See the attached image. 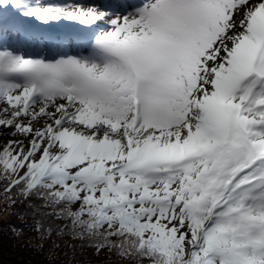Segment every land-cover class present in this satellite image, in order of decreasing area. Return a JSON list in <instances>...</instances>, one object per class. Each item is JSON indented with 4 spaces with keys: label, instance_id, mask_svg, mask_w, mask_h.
I'll return each instance as SVG.
<instances>
[{
    "label": "snow or ice",
    "instance_id": "6c2138e0",
    "mask_svg": "<svg viewBox=\"0 0 264 264\" xmlns=\"http://www.w3.org/2000/svg\"><path fill=\"white\" fill-rule=\"evenodd\" d=\"M0 192L37 251L264 264V0H0Z\"/></svg>",
    "mask_w": 264,
    "mask_h": 264
},
{
    "label": "trees",
    "instance_id": "16d2710c",
    "mask_svg": "<svg viewBox=\"0 0 264 264\" xmlns=\"http://www.w3.org/2000/svg\"><path fill=\"white\" fill-rule=\"evenodd\" d=\"M33 203L40 202L33 201ZM10 204L9 197L0 192V264H135L134 261L117 260L107 250L97 256L90 249L78 247L82 243L80 240H70L67 235L57 237L55 233L52 238L44 239L43 248L37 251L41 241L37 239L39 233L35 230V222L44 220L48 223L51 218L44 217L40 213L34 214L27 202H17L13 207H9ZM21 213L27 215L21 218L19 215ZM54 223H63V221H54ZM10 224L23 227V236L17 237L9 231ZM53 242L59 247H52ZM33 244L37 247H33ZM69 244L77 247L70 248ZM144 264L148 262L145 261Z\"/></svg>",
    "mask_w": 264,
    "mask_h": 264
}]
</instances>
